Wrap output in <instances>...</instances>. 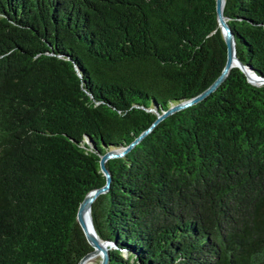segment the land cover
Returning <instances> with one entry per match:
<instances>
[{"label":"trees","instance_id":"obj_1","mask_svg":"<svg viewBox=\"0 0 264 264\" xmlns=\"http://www.w3.org/2000/svg\"><path fill=\"white\" fill-rule=\"evenodd\" d=\"M264 80V0H224ZM215 0H0V264H78L99 158L219 75ZM108 264H264V83L240 69L105 162Z\"/></svg>","mask_w":264,"mask_h":264},{"label":"water","instance_id":"obj_2","mask_svg":"<svg viewBox=\"0 0 264 264\" xmlns=\"http://www.w3.org/2000/svg\"><path fill=\"white\" fill-rule=\"evenodd\" d=\"M223 6H224V0H215V12H216V19L218 27L221 31L223 40L226 45V61L223 65V68L219 75L215 78V80L201 93L196 95L195 97L182 101L181 103H178L176 105L171 106L169 109H167L165 112H163L161 115H158L153 124L146 129L143 133H141L134 141H132L127 147L120 149L119 151H110L100 156L99 158V167L101 173L105 177V184L99 188L92 189L89 191L85 197L82 199V201L79 203V206L76 211V221L78 225L80 226L83 235L85 236L86 241L92 248V251L88 254H86L83 258H81L78 262V264H83L88 258L99 255L100 256V263L99 264H108V250L112 247V244L107 241H101L94 228L91 221V205L93 201L100 195L105 193L108 190L109 183H110V174L105 168V162L108 159L121 157L126 152H128L133 145H135L154 125H156L159 121L167 117L168 115L179 111L181 109H184L186 107H189L191 105H194L198 103L199 101L206 98L208 95H210L213 91L217 89V87L224 81L227 74L229 73L230 69L233 67H236L240 69V71L245 75L248 82L251 84H261L264 83V80L257 77L250 68L244 66L236 57L235 54V41L233 34L231 32V29L229 28L228 24L226 23V19L223 16ZM249 73L252 75V78H249ZM87 219L89 223L87 222Z\"/></svg>","mask_w":264,"mask_h":264},{"label":"rangeland","instance_id":"obj_3","mask_svg":"<svg viewBox=\"0 0 264 264\" xmlns=\"http://www.w3.org/2000/svg\"><path fill=\"white\" fill-rule=\"evenodd\" d=\"M100 263V256L94 255L88 258L83 264H99Z\"/></svg>","mask_w":264,"mask_h":264},{"label":"bare ground","instance_id":"obj_4","mask_svg":"<svg viewBox=\"0 0 264 264\" xmlns=\"http://www.w3.org/2000/svg\"><path fill=\"white\" fill-rule=\"evenodd\" d=\"M249 78H252V75L249 73ZM87 222L89 223L88 219H87Z\"/></svg>","mask_w":264,"mask_h":264}]
</instances>
